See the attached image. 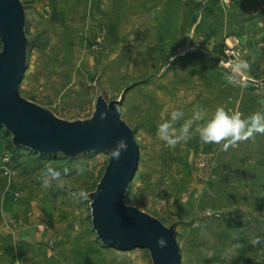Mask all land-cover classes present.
Segmentation results:
<instances>
[{
  "label": "rangeland",
  "instance_id": "374dc122",
  "mask_svg": "<svg viewBox=\"0 0 264 264\" xmlns=\"http://www.w3.org/2000/svg\"><path fill=\"white\" fill-rule=\"evenodd\" d=\"M20 1L28 39L21 95L67 121L90 118L98 95L120 99L140 151L125 203L175 226L181 264H264V134L227 150L224 142H201L195 127L203 121L187 143L172 148L157 135L178 107L185 116L177 128L195 104L208 115L220 106L242 118L264 112V84L241 81L218 58L235 37L241 69L264 81V0H224L227 12L217 13L201 5L184 12L183 23H147V13L129 11L126 0ZM221 23H237L238 30L217 45L206 32L214 28L219 40ZM247 23L258 24L247 32ZM11 140L2 127L0 204L18 213L1 206L7 234L1 225L0 243L12 242L14 233L32 241L44 232L45 257L58 264H152L145 249L104 246L93 231L90 202L80 193L95 190L107 153L43 157ZM47 203L52 227L42 210Z\"/></svg>",
  "mask_w": 264,
  "mask_h": 264
},
{
  "label": "water",
  "instance_id": "95a60500",
  "mask_svg": "<svg viewBox=\"0 0 264 264\" xmlns=\"http://www.w3.org/2000/svg\"><path fill=\"white\" fill-rule=\"evenodd\" d=\"M25 25L23 3L0 0V129L4 127L12 136L14 146L39 155L59 153L74 159L80 154L107 153L104 173L86 196L97 239L107 247L143 248L152 264H181L175 226H166L124 201L140 151L133 129L121 118L120 99L107 102L98 95L90 118L67 121L21 95L19 85L27 68ZM121 139L128 149L114 160L112 149ZM161 238L164 246L158 244Z\"/></svg>",
  "mask_w": 264,
  "mask_h": 264
},
{
  "label": "crops",
  "instance_id": "0c3cea01",
  "mask_svg": "<svg viewBox=\"0 0 264 264\" xmlns=\"http://www.w3.org/2000/svg\"><path fill=\"white\" fill-rule=\"evenodd\" d=\"M225 4L226 3L224 0H126V6L129 11L132 12L142 11L144 13H147L144 19L147 23H152L154 20H156L157 17L159 20L158 23H183L184 12H192L198 10V6L201 5L205 6L208 10H210L213 13H217L218 11L220 12L221 9L227 12V10H224V8L228 7ZM226 17L227 20L231 21L229 19V15H227ZM221 24L222 27L225 26V28L215 32L217 34L216 37L219 40L213 38V36L215 37V35L212 34L215 30L214 28L207 30L206 32V35L209 36L210 38L212 37L211 39L217 45L221 43L220 38H223V36H225L226 34L231 33L232 30H238L237 23H221ZM256 24L258 23H247V26L244 27L245 31L247 32L250 31L251 26L252 25L255 26ZM259 24L261 26H264V23L262 24L259 23ZM219 54H220L219 50L218 51L214 50L209 53V55L211 56L213 55L216 57ZM2 184L3 185L5 184L4 179H2ZM10 187L14 189V186H12V184ZM2 200L4 201L3 198ZM44 200H46V198H44ZM1 206H2V212L3 210L9 211V214L12 217L17 215L16 213H18L14 205H10L6 207L2 203V205L0 204V210H1ZM43 206L44 207L42 208V210H44V212L49 211L48 213H46V217L47 219H52L49 222L52 227V224L54 222V213L51 212L50 204L47 203L46 205ZM50 212L52 213V216H50ZM1 225H2V237H3L5 236V234H7L5 228L3 229V220L0 226ZM35 233H38V231L36 230ZM43 233L44 232H41L40 235L38 234H36V236L34 235L32 241L26 238L24 241L23 238H20L21 240H19L18 239L19 235L14 233V235H12V238L10 239L12 240V242L0 243V264H58L55 262V260L45 257L46 255L45 249H48V247L46 245L43 246L42 243H45V240H47L48 236L44 235Z\"/></svg>",
  "mask_w": 264,
  "mask_h": 264
},
{
  "label": "clouds",
  "instance_id": "9594fccd",
  "mask_svg": "<svg viewBox=\"0 0 264 264\" xmlns=\"http://www.w3.org/2000/svg\"><path fill=\"white\" fill-rule=\"evenodd\" d=\"M246 67V65H241ZM182 107L171 111L169 116L161 121L157 127V135L168 147H175L183 142L187 143L192 138L193 126L197 121L203 123L195 127L201 142L205 144L223 143V149L227 150L230 146L234 147L240 141L247 140L255 134H264V112H255L250 117L242 118L239 113L230 114L225 107H217L215 112L208 115L202 105L192 106L190 117L184 118L183 123L177 128L175 125L185 116ZM128 144L121 139L112 149V158L118 160L122 152H126ZM49 174L59 176L58 172L49 169ZM86 198V193H80ZM160 246L165 245V241L158 239Z\"/></svg>",
  "mask_w": 264,
  "mask_h": 264
},
{
  "label": "built area",
  "instance_id": "2783aa9c",
  "mask_svg": "<svg viewBox=\"0 0 264 264\" xmlns=\"http://www.w3.org/2000/svg\"><path fill=\"white\" fill-rule=\"evenodd\" d=\"M230 45L226 47L222 55H219L218 58L221 59V64L226 68L230 69L232 73L237 76L241 81L248 82L250 84H264V81H255L250 77L244 70L241 69V55L242 51L240 49V41L237 38H232L230 40ZM208 54L209 50L206 51Z\"/></svg>",
  "mask_w": 264,
  "mask_h": 264
},
{
  "label": "trees",
  "instance_id": "16d2710c",
  "mask_svg": "<svg viewBox=\"0 0 264 264\" xmlns=\"http://www.w3.org/2000/svg\"><path fill=\"white\" fill-rule=\"evenodd\" d=\"M17 147H20V146H17ZM21 149H24V150H27V149H25L24 147H20ZM46 155H51V156H46ZM57 155H59V156H64V155H62V154H43V155H41V156H43V157H53V156H57ZM65 157V156H64ZM67 158V157H66Z\"/></svg>",
  "mask_w": 264,
  "mask_h": 264
}]
</instances>
